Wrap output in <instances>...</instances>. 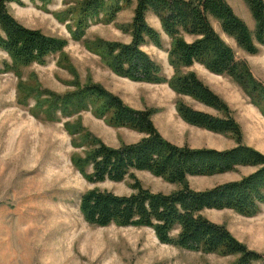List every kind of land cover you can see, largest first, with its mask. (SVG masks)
<instances>
[{
    "label": "trees",
    "instance_id": "1",
    "mask_svg": "<svg viewBox=\"0 0 264 264\" xmlns=\"http://www.w3.org/2000/svg\"><path fill=\"white\" fill-rule=\"evenodd\" d=\"M30 1L46 12L53 2ZM243 1L255 21L254 30L227 0H76L67 3L68 7L61 12H52L59 22L69 21L67 29L72 38L83 41L86 49L98 55L116 75L135 82L167 83L178 95L175 107L180 118L190 125L230 135L236 141V146L219 150L179 146L159 131L153 120L154 109L134 108L91 79L82 83L76 71L66 65L64 48L68 40L20 23L9 11L8 4L23 6V0H0V50L8 57L0 62V73L13 72L18 77V103L28 105L33 99L35 104L30 111L43 120L69 119L64 127L72 136L73 146L85 148L83 154L73 153L71 160L88 181L134 179L130 195L100 188L85 192L80 210L88 223L103 227L112 224L149 227L162 243L235 256L230 264L264 261L261 253L240 241L225 224L203 214L205 209H229L253 217L264 211V153L243 142L242 128L228 103L195 71L187 70L199 63L214 74L230 77L264 115V83L254 76L247 61L237 58L233 47L213 24L214 19L224 34L247 53H259L260 46H264V0ZM134 3L132 21L119 26L132 36L130 43L85 37L92 24L114 23L117 15ZM149 11L159 18L163 32L170 39L167 52L174 70L170 78L163 75L161 66L143 49L148 43L164 49L161 32L147 20ZM57 53L58 65L75 76L74 81L68 82L73 90L58 94L43 88L34 74L24 79L25 67L45 64L48 56ZM182 96H189L222 116L196 109ZM83 111H90L110 126L127 127L144 136L134 143L109 146L87 130L81 119L72 120ZM243 166L255 170L239 180L212 188L195 189L189 180L191 176H214ZM134 170L150 172L176 188L168 193L154 192L142 184Z\"/></svg>",
    "mask_w": 264,
    "mask_h": 264
},
{
    "label": "rangeland",
    "instance_id": "2",
    "mask_svg": "<svg viewBox=\"0 0 264 264\" xmlns=\"http://www.w3.org/2000/svg\"><path fill=\"white\" fill-rule=\"evenodd\" d=\"M76 0H53L46 12L30 0L24 5L9 3V11L23 25L40 29L45 34L68 40L64 48L66 65L73 68L82 83L91 79L119 95L125 103L138 108L155 110L153 120L165 138L180 146L225 150L236 146L230 135L192 128L179 117L175 102L178 95L167 83L135 82L116 76L101 58L86 49L83 41L74 40L66 23L59 22L52 12H61L67 3ZM235 12L254 30L255 21L243 0H228ZM131 8L121 11L114 23H95L85 37H97L130 43L132 36L120 25L132 21ZM151 25L160 28L154 15L148 17ZM215 29L235 50L239 60L249 61L258 78L264 76V66L258 70L255 58L241 49L235 40L222 31L213 19ZM160 30V29H159ZM164 49L152 43L143 46L161 66L163 75L170 78L174 72L169 63L167 48L170 40L161 32ZM191 41L192 38L188 37ZM259 52L264 54V46ZM264 63V56L259 57ZM8 60L0 50V62ZM59 53L47 57L45 64L33 63L23 70L24 79L34 76L40 85L58 94L74 88L68 82L75 76L58 65ZM211 89L228 103L243 132V142L264 153V115L251 103L250 98L228 76H216L196 64L192 67ZM261 80V79H260ZM18 77L13 72L0 73V264H230L235 256H220L165 244L158 240L149 227L117 225L97 226L88 223L81 210L82 195L90 189L100 188L119 195H130L134 179L124 181L90 182L74 166L71 157L83 154L84 147L76 148L72 136L64 127L65 121H48L33 116L28 105L17 100ZM264 82V81H263ZM110 90V91H111ZM112 92V91H111ZM186 103L197 106L190 98ZM216 115L222 113L213 110ZM87 130L107 145L119 147L121 143H134L144 134L127 127H113L95 117L90 111L76 115ZM89 170H91L89 168ZM253 167H239L233 172L214 176H191L193 188L204 190L218 184L239 180L252 173ZM142 184L154 192L168 193L176 188L164 179L147 171L134 170ZM207 217L225 224L250 249L264 256V211L253 217L240 215L233 210H210ZM252 264H264L253 262Z\"/></svg>",
    "mask_w": 264,
    "mask_h": 264
},
{
    "label": "crops",
    "instance_id": "3",
    "mask_svg": "<svg viewBox=\"0 0 264 264\" xmlns=\"http://www.w3.org/2000/svg\"><path fill=\"white\" fill-rule=\"evenodd\" d=\"M55 1V0H54ZM228 1V0H227ZM230 4V3H229ZM231 5V4H230ZM232 6V5H231ZM131 8V7H130ZM132 12V14H133V16H134V11H131ZM150 15H154L156 18H157V21H158V24L160 25V28H158V27H156V26H153V27H155L157 30H159L160 32H163V29H162V25H161V22H160V20H159V18L152 12V11H149V12H147V20H148V17L150 16ZM133 16H132V19H133ZM149 22V21H148ZM164 35H165V37H167L168 39H169V37L164 33ZM170 40V39H169ZM170 44V43H169ZM144 49V48H143ZM146 51V50H145ZM147 52V51H146ZM250 56H251V59L250 60H252V58H255L254 60H255V63L256 62H258L256 65H255V67H257L258 68V70H260V67L261 66H264V63H260L261 61H259L260 60V58L259 57H262V56H264V54H261L260 52L259 53H257V54H250ZM153 58V57H152ZM249 62V61H248ZM250 63H251V61H250ZM249 63V64H250ZM196 64H199V63H195L193 66H195ZM199 65H201V64H199ZM192 66V67H193ZM202 67H204L203 65H201ZM192 67H190V68H188L187 70H193V68ZM205 68V67H204ZM253 68V67H252ZM251 68V69H252ZM206 69V68H205ZM209 73H211V74H214V73H212V72H210L208 69H206ZM261 71V70H260ZM252 72H253V74H254V76L258 79V80H260V81H264V76H263V74H261L260 75V77L261 78H258L257 76H256V74L254 73V71L252 70ZM262 72V71H261ZM114 73V72H113ZM198 74V73H197ZM214 75H216V76H223V75H217V74H214ZM116 76H118V75H116ZM120 77V76H119ZM122 79H126V80H129V81H132V80H130V79H127V78H123V77H121ZM203 81H204V79H202ZM205 83L207 84V82L205 81ZM264 83V82H263ZM108 90H111L110 88H108L107 86H105ZM210 88H211V86H209ZM112 92H114L113 90H111ZM215 91V90H214ZM216 92V91H215ZM217 93V92H216ZM218 94V93H217ZM218 95H220V94H218ZM221 96V95H220ZM222 97V96H221ZM182 98L185 100V98H190V99H192L191 97H189V96H182ZM195 103H197L198 105L197 106H193L194 108H196V109H199V110H202V111H205V112H209V113H211V114H214V115H216L215 113H213V110H215V109H213V108H211V107H208V106H206V105H204L203 103H200V102H198V101H196V100H194V99H192ZM226 100V99H225ZM177 111V110H176ZM182 121L183 122H185L183 119H182ZM186 123V122H185ZM188 124V123H187ZM188 126H190V127H192V128H198V129H201V128H199V127H196V126H193V125H190V124H188ZM204 130H206V129H204ZM163 135V134H162ZM177 145H179V144H177ZM180 146V145H179ZM210 210H213V211H215V209H205L204 211H203V214L204 215H206L207 216V214H208V212L210 211ZM211 220H213V221H215V222H217L218 223V221H216V220H214L213 218H210Z\"/></svg>",
    "mask_w": 264,
    "mask_h": 264
}]
</instances>
